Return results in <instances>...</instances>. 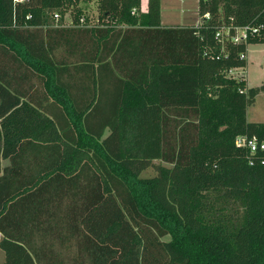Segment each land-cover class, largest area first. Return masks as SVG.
<instances>
[{"label": "trees", "instance_id": "trees-1", "mask_svg": "<svg viewBox=\"0 0 264 264\" xmlns=\"http://www.w3.org/2000/svg\"><path fill=\"white\" fill-rule=\"evenodd\" d=\"M80 1L0 0V264H264V0Z\"/></svg>", "mask_w": 264, "mask_h": 264}, {"label": "rangeland", "instance_id": "rangeland-1", "mask_svg": "<svg viewBox=\"0 0 264 264\" xmlns=\"http://www.w3.org/2000/svg\"><path fill=\"white\" fill-rule=\"evenodd\" d=\"M145 1L142 0V3L145 4ZM197 5L198 3H195L194 0H160V23L164 26L193 25L199 18ZM79 6L89 15L92 22L96 21L95 0L80 1ZM64 18L67 23L70 22L69 12H66ZM245 57L246 66L235 70L234 73L244 76L247 84L251 87L261 86L264 84V45L251 46ZM246 118L250 122H264V91H260L255 96L253 104L248 106ZM154 174V169L149 168L142 173V176L147 177Z\"/></svg>", "mask_w": 264, "mask_h": 264}, {"label": "built area", "instance_id": "built-area-1", "mask_svg": "<svg viewBox=\"0 0 264 264\" xmlns=\"http://www.w3.org/2000/svg\"><path fill=\"white\" fill-rule=\"evenodd\" d=\"M21 1V0H16ZM246 36V28L241 32V37ZM236 144L238 146L247 147L251 152H256L258 150L264 151V142H257L255 139H246L245 137L236 138ZM264 164V160L261 162Z\"/></svg>", "mask_w": 264, "mask_h": 264}, {"label": "crops", "instance_id": "crops-1", "mask_svg": "<svg viewBox=\"0 0 264 264\" xmlns=\"http://www.w3.org/2000/svg\"><path fill=\"white\" fill-rule=\"evenodd\" d=\"M194 2H195V3H196V2L198 3V0H194ZM145 6H146V1H145V4L142 3V9H145ZM160 14H161V12H160ZM197 22H198V19H197L196 23H197ZM196 23H195V24H196ZM248 51H249V50H248ZM247 85H248V84H247ZM248 86H249V85H248Z\"/></svg>", "mask_w": 264, "mask_h": 264}]
</instances>
